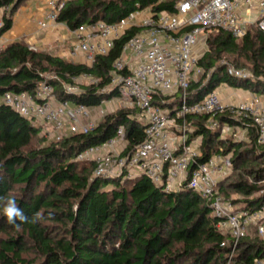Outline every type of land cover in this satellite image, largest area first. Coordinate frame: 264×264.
<instances>
[{"label": "trees", "instance_id": "trees-1", "mask_svg": "<svg viewBox=\"0 0 264 264\" xmlns=\"http://www.w3.org/2000/svg\"><path fill=\"white\" fill-rule=\"evenodd\" d=\"M25 0H0L9 5L0 34L12 25L14 12ZM178 0H65L56 20L74 29L82 22L107 23L149 8L152 13L174 12ZM129 26L114 39L105 54L88 64L29 49L23 39L0 46V96L5 90L28 92L49 81L61 99L96 107L104 99L119 97L111 83L114 61L130 36ZM206 48L197 59L200 72L188 81L184 99L197 102L217 84L224 83L264 95V30L254 24L244 36L234 37L220 28L205 27ZM248 69L239 77L227 66ZM123 71V70H122ZM50 72L52 75L46 77ZM88 76L90 81L75 79ZM78 92H67L63 84ZM182 90L155 93L151 102L175 116ZM189 141L198 139L196 162L222 152L230 155L231 171L217 182L218 193L235 209L253 210L264 203V143L250 118H239L226 109L186 113ZM216 121L214 125L211 122ZM119 125L127 140L122 154L146 139L142 111L134 104L105 112L89 130L50 138L41 125L0 101V196H14L29 217L43 219L8 223L0 205V264H256L264 262V239L251 225L232 249L229 234L221 231L219 217L186 180L176 190H165L144 174L133 177L96 176L91 160H79L77 152L110 139ZM229 131L222 134V128ZM242 129L245 137L233 135ZM232 133V134H231ZM196 162L191 166H195ZM51 214V215H49ZM224 242V244H222Z\"/></svg>", "mask_w": 264, "mask_h": 264}, {"label": "built area", "instance_id": "built-area-1", "mask_svg": "<svg viewBox=\"0 0 264 264\" xmlns=\"http://www.w3.org/2000/svg\"><path fill=\"white\" fill-rule=\"evenodd\" d=\"M64 1L44 0L46 13L37 21L41 29L60 23L56 18ZM0 8L1 27L3 15L10 8L9 5ZM251 24L264 30V0H178L174 12L162 10L152 13L147 8L144 15L133 11L113 23L100 19L82 22L70 29L72 39L68 51L72 57L83 56L84 61L90 64L97 55L107 53L114 39L125 29L132 25L139 27L114 61L111 83L118 86L120 99L141 109L146 139L128 155L122 154L127 140L123 125H119L110 139L84 147L77 152L76 158L93 161L96 176L133 177L144 174L165 190H176L186 180L187 185L209 203L212 213L220 218L217 226L229 234L232 249L242 236L248 234L251 225L264 239V203L249 211L235 209L219 194L218 180L231 171L230 155L217 152L204 161L196 162L198 143L187 139L185 119L177 123L175 117L197 112L214 114L216 110L226 109L236 117L250 118L257 129V141L264 143L263 96L254 93L247 99L225 104L221 102L217 89L213 88L197 102L184 99L188 81L200 71L196 65L201 55L196 50L198 33L205 27L214 26L234 37H242ZM28 47L35 49L32 44ZM227 69L239 77L250 75L248 70L231 64ZM63 89L79 91L76 85L69 83L63 84ZM180 89L182 100L175 116H169L165 109L151 102L155 93H173ZM0 101L31 123L52 124L51 129L57 137L87 131L97 123L91 118L92 107L59 98L49 81L40 82L32 92L5 90ZM101 102L97 108L100 114H104ZM215 123L214 120L211 125ZM256 264L264 262L256 260Z\"/></svg>", "mask_w": 264, "mask_h": 264}, {"label": "crops", "instance_id": "crops-1", "mask_svg": "<svg viewBox=\"0 0 264 264\" xmlns=\"http://www.w3.org/2000/svg\"><path fill=\"white\" fill-rule=\"evenodd\" d=\"M46 8L44 0H25L14 12L12 26L0 34V46L21 38L27 45H34L37 50L49 51L57 56L75 61H84L83 56L72 57L68 54L72 38L67 37L71 36V31L64 23L47 27V29L39 27L37 21L44 18ZM0 14H2V8H0ZM216 89L221 102L225 104L239 99H247L254 94L247 88H238L224 83ZM100 115L97 106L91 108L93 120L97 121ZM195 141L198 143V139Z\"/></svg>", "mask_w": 264, "mask_h": 264}, {"label": "rangeland", "instance_id": "rangeland-1", "mask_svg": "<svg viewBox=\"0 0 264 264\" xmlns=\"http://www.w3.org/2000/svg\"><path fill=\"white\" fill-rule=\"evenodd\" d=\"M137 13H139V15H144L145 14V12H147V8H145V9H141V10H137L136 11ZM198 36H199V42H198V44L196 45V50H197V53H199V54H201V52L206 48V45H205V39H206V33L205 32H203V31H200L199 33H198ZM67 37H71L70 35L69 36H67ZM68 43H69V40H68ZM245 70H248L247 68L245 69ZM200 72V71H199ZM199 72H196L197 74H199ZM197 74H195L194 76H193V78H196V76H198ZM52 75V73H50V72H48L47 74H46V77L48 78V77H50ZM77 82H87V81H90V79L88 78V77H86V76H81L80 78H78L77 80H76ZM221 84H223V83H219V84H217V86L215 87V88H219L220 86H221ZM264 96V95H263ZM101 105H102V107H103V109H105L104 111L105 112H112V111H115V109H117V108H120V107H124L125 105H130V104H128V103H126V102H124L122 99H120L119 97H116L115 96V98H113V99H104L102 102H101ZM101 115H103V114H101ZM100 115V116H101ZM93 116H95L94 114H93ZM99 116V117H100ZM99 119V118H98ZM41 128H42V133H44L45 135H46V139L49 141L50 140V138H55V137H57V135L56 134H54L53 133V131H52V124H50L49 123V125H46V124H42L41 125ZM229 131L230 130H228L227 128H224V129H222V134L224 135V134H227L228 135V133H229ZM226 132H228V133H226ZM232 134V133H231ZM230 135V134H229ZM228 135V136H229ZM233 135H235V137L236 138H240V139H242V138H244L245 137V132H244V130H242V129H236V130H234V132H233Z\"/></svg>", "mask_w": 264, "mask_h": 264}, {"label": "clouds", "instance_id": "clouds-1", "mask_svg": "<svg viewBox=\"0 0 264 264\" xmlns=\"http://www.w3.org/2000/svg\"><path fill=\"white\" fill-rule=\"evenodd\" d=\"M0 205L3 207V213L8 223L15 226L17 229H19L22 224H36L44 218L40 213H36L31 217L27 216L24 210L17 204V200L14 196H0Z\"/></svg>", "mask_w": 264, "mask_h": 264}]
</instances>
